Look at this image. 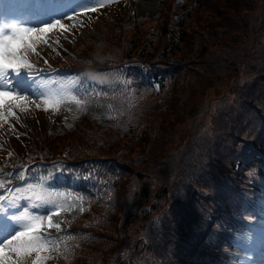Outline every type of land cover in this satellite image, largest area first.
Segmentation results:
<instances>
[{
	"label": "trees",
	"instance_id": "16d2710c",
	"mask_svg": "<svg viewBox=\"0 0 264 264\" xmlns=\"http://www.w3.org/2000/svg\"><path fill=\"white\" fill-rule=\"evenodd\" d=\"M227 1L153 0L131 21L94 14L102 40L72 46L70 63L81 68L67 73L77 75L83 105L53 141H35L41 176L73 193L86 215L59 216V264H212L261 209L264 9L235 25L242 0L224 4L233 12L222 16L213 10ZM186 107L194 114L177 130L154 120L180 121ZM81 123L92 133L76 131ZM220 254L216 264L229 255Z\"/></svg>",
	"mask_w": 264,
	"mask_h": 264
},
{
	"label": "rangeland",
	"instance_id": "374dc122",
	"mask_svg": "<svg viewBox=\"0 0 264 264\" xmlns=\"http://www.w3.org/2000/svg\"><path fill=\"white\" fill-rule=\"evenodd\" d=\"M152 1L139 0L133 5L135 1L130 3L129 0H15L14 3L0 0V135H3V138L0 137V180L6 178L2 174L7 167L18 165L20 162L18 160V163L13 164L15 161L4 150L10 149V142L17 153H21L24 148L27 151L24 157L30 156V148L26 146L21 131L28 132L35 141L40 140L37 145L46 144L56 138V129L73 114L71 112L77 113L83 105L81 98L76 97L74 92L81 87V83L77 75L67 73L66 67H73V72L81 68L75 67L80 64L70 63L71 57L69 58L68 54L72 53L73 45H82V41L88 36L93 38L94 42L102 40L101 35L94 33V27H91L94 14L102 20L117 16L115 19L131 21L129 18L135 11L140 13L139 9L142 10L144 4H150ZM233 1L239 0L219 2L213 10L218 9L219 16L224 12H233L223 7ZM38 2L42 5L39 9L36 6ZM241 2L244 3L243 9L232 16L236 18L235 25L249 24V21L242 20L254 17L264 9V0ZM8 5L12 7L10 14L5 13ZM7 19L16 24L17 29L13 34H8L12 27L6 25ZM9 20L7 22H10ZM148 27L149 23L141 26L142 29ZM236 29L241 30L237 27ZM239 35L243 38L246 36L244 29ZM80 36L82 37L79 38ZM87 47L90 48L91 45ZM83 52L85 50L82 48L79 58L85 55ZM223 85L211 89L205 98H209L210 102L212 99L219 100L225 88ZM202 97L197 94L194 96L193 109L202 103ZM182 113L181 120L174 123L170 121L171 114L164 117L155 115L153 118L155 121L161 120L159 126L172 132L188 123L194 114L188 115L187 107ZM7 121H12L17 129H22L11 127ZM87 124L81 123L76 131L80 130L83 135L92 133ZM61 142L68 143L67 139ZM35 154L40 156L37 150ZM27 170L24 175L28 176V183L23 181L20 186L13 183L5 193L2 192L5 184L0 183V264H59L58 250H54L41 239L44 237L37 230L40 232V228H46L49 234L65 226V221L61 225L62 219L59 218L56 222L53 221V225L46 223L50 220L51 209H60L65 214H76L80 221L85 219L86 215L79 212L78 205H81V202L78 200L77 203L73 193L55 189L49 191L45 177L38 175L35 178L34 169H29L32 174L26 173ZM68 199L70 205L66 204ZM259 201L264 203V198ZM256 215L254 217L264 219L262 209ZM58 222L60 226L57 225ZM260 228L263 226L250 227V224L245 223L244 228L239 227L233 231L229 235L233 250H221L220 253L229 255H225L220 264H264V238L256 231ZM28 229L32 231L29 232ZM58 236V239L52 241L56 246L61 244ZM220 253H217L215 263L212 264H216ZM208 257L215 258V255Z\"/></svg>",
	"mask_w": 264,
	"mask_h": 264
}]
</instances>
